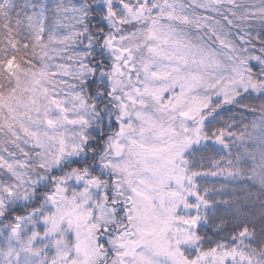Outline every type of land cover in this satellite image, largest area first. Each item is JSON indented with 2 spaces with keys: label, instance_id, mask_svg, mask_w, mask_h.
I'll list each match as a JSON object with an SVG mask.
<instances>
[{
  "label": "snow or ice",
  "instance_id": "obj_1",
  "mask_svg": "<svg viewBox=\"0 0 264 264\" xmlns=\"http://www.w3.org/2000/svg\"><path fill=\"white\" fill-rule=\"evenodd\" d=\"M0 264H264V0H0Z\"/></svg>",
  "mask_w": 264,
  "mask_h": 264
}]
</instances>
